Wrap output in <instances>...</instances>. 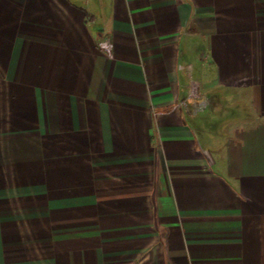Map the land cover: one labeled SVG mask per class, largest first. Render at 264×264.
<instances>
[{
	"label": "crops",
	"instance_id": "1",
	"mask_svg": "<svg viewBox=\"0 0 264 264\" xmlns=\"http://www.w3.org/2000/svg\"><path fill=\"white\" fill-rule=\"evenodd\" d=\"M0 264H264V0H0Z\"/></svg>",
	"mask_w": 264,
	"mask_h": 264
},
{
	"label": "built area",
	"instance_id": "2",
	"mask_svg": "<svg viewBox=\"0 0 264 264\" xmlns=\"http://www.w3.org/2000/svg\"><path fill=\"white\" fill-rule=\"evenodd\" d=\"M99 48L107 55L111 56V43L104 37H99L98 39ZM189 95L192 97H197L199 95V89L197 84L193 81L191 82Z\"/></svg>",
	"mask_w": 264,
	"mask_h": 264
},
{
	"label": "rangeland",
	"instance_id": "3",
	"mask_svg": "<svg viewBox=\"0 0 264 264\" xmlns=\"http://www.w3.org/2000/svg\"><path fill=\"white\" fill-rule=\"evenodd\" d=\"M216 126H218V124L216 125V123H214L212 126H210V129H217V128H219V127H216ZM220 129H222V128H220ZM222 132H225V127H224V129H222Z\"/></svg>",
	"mask_w": 264,
	"mask_h": 264
}]
</instances>
